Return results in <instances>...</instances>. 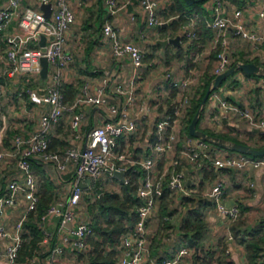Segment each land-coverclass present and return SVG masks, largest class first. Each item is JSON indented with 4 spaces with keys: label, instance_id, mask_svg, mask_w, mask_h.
<instances>
[{
    "label": "crops",
    "instance_id": "1",
    "mask_svg": "<svg viewBox=\"0 0 264 264\" xmlns=\"http://www.w3.org/2000/svg\"><path fill=\"white\" fill-rule=\"evenodd\" d=\"M169 2L171 0H160L158 12L163 20V24L149 27L147 23V12L138 1L132 0L124 9L112 15L107 13L104 0H70V6L75 12L76 17L66 32V48L75 54L77 61L74 62V66L73 64L68 66L63 72L64 93L69 91V86L71 90L75 91V94L68 101L73 102L87 82L99 84L104 79H108L109 91L112 94L110 102H115L116 97L119 98V95L115 92L116 87L121 84H127L134 71V65L130 57L125 56L124 58L118 59L114 55L111 41L102 33L103 21L108 20L114 24L123 42H133L141 46L146 52L148 59L145 60L144 66L137 71L135 86L137 101L129 110V117L135 118L137 121V131L123 138L121 137L122 139L120 141L122 150L132 151L131 149L135 148L134 152H139L138 155L141 159L147 157L152 152L151 146L156 137L157 120L164 113L169 112L171 107L169 105L170 102L174 103V101L179 100L184 93L179 82L189 77V69L191 67L187 59H192V54H194L196 59L195 69L197 72L194 75L196 78L192 79L194 80V90H196L197 85L200 84L201 76L206 74L207 66L211 63V51L216 46L215 37L210 38L207 35H202L197 36L198 43L196 42V45L194 44L193 47L189 48V45L194 39L191 40L184 36V24L182 25L180 21L178 23H181V25L178 27L173 24L179 18L177 16L178 14L176 16L173 15V10H171L172 7ZM212 2L213 0L208 2V6H211ZM8 3L9 0L2 5L0 4V8L6 6ZM22 5L23 7L32 6L41 9L39 0H22ZM230 5L236 7L232 3ZM249 15H247V18L249 19L250 25L253 27L259 26L260 20L257 11L251 14V17ZM201 23L202 21H199L197 26L198 35L202 32ZM12 30V27L8 29L9 32ZM177 36H180V41L177 44L172 42L166 44L161 43L163 40ZM213 36H216V34ZM225 37L226 44H224V51L229 56L230 65L233 61L246 62L243 59L254 58L264 63V52L255 47L249 40L235 37L230 31L226 32ZM0 42L1 44L4 43V37L1 38ZM217 61V58L212 60V65L209 70L211 74L215 73ZM235 77H237V83L240 85L242 91L237 88L230 90L224 86L222 90L228 100L241 106L250 107L253 111L264 116V94L262 93L264 92V78L247 75L241 70L236 72ZM31 79L33 87L30 86L29 88H34L38 98H32L29 94H24L23 87L27 85L24 84V80L20 77L5 79V83L8 80L10 82L12 80L13 90L16 94L11 97L17 99L16 103L19 108L15 109L16 111H11V113L8 112V116L2 113V107L5 101L10 99L6 94L5 101L1 107L4 127L0 131V150L14 152L15 135L19 133L27 135L36 131L41 115L50 109V106L40 100V97L46 91V79L42 78V76H32ZM21 84L22 89L20 88ZM242 87H247V94H244ZM161 96L163 98L167 96L166 102ZM161 103H163L164 108L161 106ZM85 111L86 117L83 121L82 133L86 137L90 128L102 125L105 122L108 108L107 106L98 107L89 105ZM186 114L187 112L180 117H176L174 130L181 136H185V134L183 135V132H185V123L183 120L186 118ZM221 116V107L210 99L207 102L203 119L200 123L201 128L210 129L214 132H219L223 129V131H226L229 126L235 125L234 121H242V123L238 124H241L242 128H245L242 133L243 135H247L250 132H258L256 129L251 128L242 118L231 116L223 119ZM220 118H222L221 121ZM71 121L72 116L66 114L62 121L52 126L51 138L53 150L64 151L74 144L75 138ZM218 124L224 127L222 128ZM179 148V146H176L168 150L166 154L157 155L156 172H162L175 160H178L179 163L176 168L185 171L187 179L185 183L186 192L173 191L172 193V213L170 221L173 228L170 230V236L166 238L165 235V238L162 239L161 237L164 232L160 231L161 235L157 241L158 245L154 248L152 246L150 232L157 220L154 215L149 219V264L164 257H175L179 260L180 264H201V261H197L196 257L202 259L205 255H207L206 259L209 262L208 264H251L249 262L245 240L250 237L249 233L255 236L264 234V168H247L244 170L218 168L211 164L210 160H206L203 166H196L189 163L181 155L178 150ZM226 153L220 150L217 154L223 155ZM37 165L40 167L37 168ZM205 165H209L208 169L204 168ZM32 167L39 182L38 195L42 191L41 184L43 182V175L40 174L42 171L45 172L46 176L55 185V198L59 199L67 195L70 190V171L59 176L52 166L40 162L37 159L32 161ZM140 169L143 168L140 167ZM135 170L137 171L139 168H135ZM128 171H124V180L115 174L114 176L111 175L108 171L94 182L87 180L86 185H83L84 195L87 192L94 194L97 190H102V188L106 189L104 191H115L121 194L122 182L126 183V179H129L127 177ZM0 172L2 174L0 196L8 190L10 181L14 179L19 181L23 180V174L18 167V156L15 154L8 155L0 161ZM142 178L143 176L140 177V179ZM218 181L224 183L226 200L237 203L240 208L241 206L246 207L243 214L245 224L242 228L244 232H241L239 236L234 234L231 229L232 222L218 211L216 204L210 205L213 202L210 193ZM252 182L255 184L253 189L251 188ZM61 187L67 190H64V192H67L66 194L60 193ZM99 191L97 197L100 196ZM184 196H192L195 198L194 205L192 206V201L186 203L183 199ZM200 202L205 203L202 209L204 231L199 246L195 247L186 245V242L183 241L181 236L180 228L188 219H191L193 222L195 221V218L191 216L189 210L199 206ZM80 205L83 218L92 223L94 227L91 206L83 203V201H81ZM159 205L160 203L155 213L159 211ZM26 209L27 202L25 196L23 193H19L14 204L5 206L4 211L0 212V223L6 224L9 233H15L16 225L26 214ZM134 226L121 236L119 244L106 247L105 254L114 251V264H122L121 260L124 252L123 238L132 233ZM52 231L54 234V226L52 227ZM89 237L95 238V233ZM10 242V238L0 237V264L7 263L5 253ZM87 243L88 247L85 252H68L61 258L62 261L68 264H94L91 259L94 245H92L89 239ZM183 248H186L187 252H183ZM38 258L36 256L32 260V264H42ZM259 264H264V262L259 261Z\"/></svg>",
    "mask_w": 264,
    "mask_h": 264
},
{
    "label": "built area",
    "instance_id": "2",
    "mask_svg": "<svg viewBox=\"0 0 264 264\" xmlns=\"http://www.w3.org/2000/svg\"><path fill=\"white\" fill-rule=\"evenodd\" d=\"M132 0H104L107 13L116 14L124 9ZM140 2L148 16V26L155 27L163 24L158 12L160 0H134ZM259 3L257 11L259 26L250 25L246 16V9L231 7L223 0H213L211 5L212 17L207 20V27L216 36V44L223 41L226 44V32L230 31L235 37L249 40L255 47L264 52V0ZM39 3H52V15L47 17L42 9L22 5V0H9L0 8V131L3 130L1 107L5 101V79L27 76L28 79L40 77L43 69L42 58L46 57L50 68L46 78V91L40 100L50 106L41 115L39 126L30 134L15 135L14 152L0 150V161L8 155L18 156V167L23 174V180L9 182L8 190L0 196V212L5 206H11L19 193H23L27 202L26 214L16 225V232H8L6 224L0 223V237H8L11 242L6 250L7 263L15 264L19 250L23 243L22 228L27 215L36 209L39 201V182L34 174L32 161L52 166L61 176L71 172L70 190L65 197L55 200L44 212L40 227L44 237L42 243L47 246L48 254L39 257L42 264H68L62 257L68 252L83 253L88 247V237L94 233L93 224L83 218L80 210L84 195L82 182L96 181L106 171L114 176L115 171H128L140 165L146 173L139 180L137 195L140 203L137 208V221L129 236L123 238L122 264H149V219L154 215L160 199L164 194L163 180L169 177L168 186L174 191L186 192L187 175L182 169H177L179 161L175 160L162 172H156L157 155L166 154L168 150L179 146L181 155L196 166H203L206 160L218 168H264V156L234 152L218 155L220 149L215 144L193 135L180 138L174 130L176 117L187 112L194 96L192 78H185L179 82L184 90L182 97L174 101L173 112H166L157 120L155 141L152 152L141 159L134 156L130 150H122L119 139L122 136L137 131V121L129 117L130 108L136 104L137 71L144 66L145 50L133 43L123 42L118 29L108 20L102 22V33L111 41L116 58L130 57L134 71L127 84L116 87L115 102H110L109 80L92 84L87 82L81 93L73 102L66 100L63 90V72L73 61L74 55L66 48V32L75 20V12L70 6V0H39ZM201 21L200 15L188 16L183 25V34L193 40L198 36L197 26ZM13 28L11 32L8 29ZM214 34V35H215ZM46 36V51L43 52L40 40ZM230 66L228 54L223 50L219 53L215 73L219 74ZM32 98H38L34 88L27 89ZM211 100L221 107L222 116L229 118L236 116L244 119L248 125L258 132L264 133V116L253 111L250 107L241 106L228 100L223 91L215 89L211 93ZM89 105L107 106L108 113L102 125L88 130L86 137L82 133L86 108ZM66 114L72 116L74 144L64 151L51 149V128L62 121ZM222 118H220V121ZM84 141V142H83ZM178 148V147H177ZM2 174L0 172V179ZM129 179H126V183ZM251 183V188H254ZM210 196L215 201L218 211L226 216L230 222L236 221L241 215L237 203H228L225 199V186L218 181ZM55 233L53 234L52 227ZM183 252H187L183 248ZM264 260V255L262 256ZM76 264V263H75ZM150 264H180L175 257H164Z\"/></svg>",
    "mask_w": 264,
    "mask_h": 264
},
{
    "label": "trees",
    "instance_id": "3",
    "mask_svg": "<svg viewBox=\"0 0 264 264\" xmlns=\"http://www.w3.org/2000/svg\"><path fill=\"white\" fill-rule=\"evenodd\" d=\"M211 0H204L200 2H194L193 4L188 3L186 0H171L169 4L171 5L173 10V15H177L179 19H176L175 22L180 21L183 24L187 22L188 16L190 15H200L201 16V29L202 32L198 36L207 35V37H214L213 31L207 27V20L212 17V10L211 6H208V2ZM225 3H236L239 7L245 8V5L247 0H223ZM195 38L191 44L190 47H193L194 44L196 45V42L198 43V39ZM195 42V43H194ZM225 46L223 44V41H219V43L215 46L212 52V58L218 59L219 53L224 50ZM243 61L246 62H256L262 66H264V63L260 62L259 59H243ZM235 63L233 61L231 65ZM236 72L232 73L226 80L223 81L221 86L225 84L227 80H229L230 77L235 75ZM250 76H255L257 78H264V76H261L259 74H248ZM217 76L216 73L209 74L206 73L205 76H203V80L199 84V87L197 90L194 91V96L192 98L191 104L189 108L187 109L186 118L183 120L185 123V128L183 132V135H190L189 133V125L192 122L199 106L201 103L202 98L207 92V89L211 83V81ZM31 82L28 83L30 85ZM220 86V87H221ZM69 91L65 93L66 100H69L72 95L75 94V91L71 90L69 86ZM212 93V92H211ZM26 94V93H25ZM28 95V94H27ZM211 94L207 102L210 100ZM207 105V103H206ZM206 105L204 109L202 110L200 119L197 123V128L207 132L211 135H217L221 136L228 140H233L237 142H243L236 138L229 137L225 133H216L211 130H208L206 128H201L200 123L203 119L204 111L206 108ZM169 112H173V108L169 109ZM12 133V131H10ZM262 134L264 137V133L257 132ZM126 136V135H125ZM124 136H122L123 138ZM184 137V136H182ZM15 138V137H14ZM119 139V142L121 139ZM245 143V142H243ZM253 147L257 148H263L264 144L260 146L252 145ZM13 146V145H12ZM51 149L53 148V143L51 142L50 145ZM215 148L218 149H224L218 145H215ZM54 149V148H53ZM65 149V148H64ZM63 150V149H62ZM229 150V149H228ZM209 165H205V169H208ZM40 167L37 165V168ZM140 165H137V167H132L128 173L127 177L129 178V182L125 183L122 182V193L119 194L115 191H99L100 196L98 197L97 205L99 206V209L103 212V214L108 217L109 220V226L103 227L98 222H94V233L95 238L88 239L92 242V245H94V250L92 253V261L94 264H114L115 258H114V251H110L107 254H105L106 247H111L116 244L120 243L121 236L133 228L134 224L137 221V208L140 203V198L137 195V190L139 186V179L140 177L144 176L146 171L145 169H140ZM135 168H139V170H135ZM39 170V169H37ZM135 170V171H133ZM139 171V172H138ZM43 176V182L41 184L42 191L39 193V201L37 203L36 209L32 212H30L24 223L22 228V238L23 243L19 250V256L16 260L15 264H32V260L38 256V257H45L48 254L47 247L43 246L42 243L44 234L40 227V222L42 219V215L46 211V209L53 203L55 199V185L53 181L46 176L45 172H40ZM2 180V177L0 181ZM168 180L169 177L165 176L163 180V187H164V194L162 195L160 199V205H159V217H160V224L161 228L165 229H171L173 228V225L170 221L171 216V202H172V193L174 190H172L168 186ZM101 194H103L101 196ZM184 201L187 203L189 201H192L194 205L195 198L192 196H184ZM202 201V200H200ZM215 204V201L210 203V205ZM205 203L200 202L199 206L191 208L189 210V213L191 216L195 218V221L193 222L191 219L186 220L181 225V236L183 238V241L186 242V244L190 246L198 247L200 244V239L202 238V234L204 231V220L202 219L203 211ZM93 206L91 205V209ZM246 207L241 206V215L240 217L232 222L231 229L234 232L235 235L239 236L241 232H244L243 225L245 224V219L243 217L244 211ZM94 210V209H92ZM250 237L245 240L247 252H248V258L249 262L251 264H259V261H263L262 256L264 255V234L261 236H255L250 234ZM155 247V246H154ZM153 247V248H154ZM43 250L44 253L40 254V250ZM197 261H201V264H208L207 262V255L204 256V258L196 257Z\"/></svg>",
    "mask_w": 264,
    "mask_h": 264
},
{
    "label": "rangeland",
    "instance_id": "4",
    "mask_svg": "<svg viewBox=\"0 0 264 264\" xmlns=\"http://www.w3.org/2000/svg\"><path fill=\"white\" fill-rule=\"evenodd\" d=\"M7 0H0V4L2 5L3 3H5ZM247 2L248 3H246V5H245V9H248V10H246V16L248 15V14H250L249 16L251 17V14H254V12H256V11H258L259 10V3L256 1V0H247ZM233 4V3H232ZM234 5H236L237 7H239L236 3H234ZM232 6V5H231ZM233 7V6H232ZM241 7V6H240ZM242 8V7H241ZM244 8V7H243ZM166 9V8H165ZM173 13V12H172ZM174 25H176V27H178L179 25H181V23H178V22H175V23H173ZM217 45V44H216ZM248 47H250L249 45H248ZM211 52H213V50L211 51ZM74 55V59H73V61L69 64V66H71L72 64H73V66H74V62H76L77 61V59H76V57H75V54H73ZM192 59L191 58H188L187 60H188V62H189V65H190V69H189V71H190V74L188 75L189 77H186V78H196L194 75H196V69H195V66H196V59H195V56H194V54H192ZM146 59H148V57H146V55H145V60ZM194 60V61H193ZM212 60H214L213 58H211V63L207 66V69H206V71H205V73H209V74H211L210 72H209V70H210V67H211V65H212ZM264 62V61H263ZM194 67V68H193ZM193 69V70H192ZM97 70H99V68H97ZM203 76H205V75H203ZM203 76H201V81L203 80ZM21 79H23L24 80V84L25 85H27V86H25V87H23V91H24V94L26 93V94H28V92H27V89L30 87V86H32L33 84H30V85H28L27 83H29V82H31L32 83V79H28L27 78V76L26 77H20ZM237 77H235V75L234 76H232L231 78H229V80L225 83V85L223 84L221 87H219V88H217V89H219L220 91H223L222 89H223V87L224 86H226L228 89H230V90H233V89H235V88H237V89H239V90H241V87H240V85L237 83V79H236ZM194 81V80H193ZM201 81H200V83H201ZM5 83V82H4ZM21 86H22V84L20 85V88H21ZM33 87V86H32ZM198 87H199V85H197V87H196V90L198 89ZM225 87V88H226ZM258 87V86H257ZM243 88V92H244V94H247L248 93V89H247V87L246 88H244V87H242ZM5 89H6V94H7V97H9L10 99H8V100H6L5 101V103H4V105H3V107H2V113L3 114H6L7 116L9 115V113H11V111H16L15 109H18L19 107L17 106V103H16V100L17 99H15V97H11V96H13V95H15L16 93L14 92V86L12 85V80H11V82H10V80H8L7 81V83H5ZM22 89V88H21ZM242 91V90H241ZM174 92V91H173ZM258 93V92H257ZM263 94H264V92H262ZM175 94H176V92H175ZM174 94V95H175ZM261 94V93H260ZM161 98L162 99H165V102H166V98H167V96H166V98H163L162 96H161ZM164 102V103H165ZM168 104V103H167ZM171 107L170 108H173L174 107V103L173 102H170V104H169ZM161 106L163 107V103H161ZM161 107V108H162ZM14 108V109H13ZM164 108V107H163ZM9 112V113H8ZM234 123H235V125L234 126H229V128H228V130H226V131H219V132H216V133H219V134H221V133H225L226 135H228L229 137H232V138H236V139H238V140H240V141H243V142H245V143H247V144H252V145H256V146H260V145H262V144H264V137L262 136V134H260V133H248L247 135H243L242 133H243V131L245 130V128H242V126H241V124H238V123H242V121H234ZM5 125H6V123H5ZM219 125V124H218ZM219 126H221V125H219ZM222 128L224 127V126H221ZM208 130H210V129H208ZM212 131V130H211ZM214 132V131H213ZM137 137V136H136ZM143 137V136H142ZM180 138H182V136L180 135ZM179 147H180V143H179ZM222 148H224V147H222ZM130 149V148H129ZM134 149L135 148H133V149H131L133 152H134ZM221 151H223V152H227V153H234L235 151H233V150H228V149H226V148H224V149H220ZM139 153V152H138ZM138 153H136V152H134V156L136 157V158H140V156L138 155ZM163 165V164H162ZM64 190L65 189H63V187H61L60 188V193H64V194H66L67 192H64ZM99 190H101V189H99ZM99 190H97V192L96 193H94V194H91L90 192H87V193H85V195L83 196V199H82V201H83V203H86V204H89L90 206L92 205L93 206V208L92 209H94V210H92L93 211V214H92V221H93V223L94 222H98L101 226H103V227H107V226H109V220H108V217H106L104 214H103V212L99 209V206L97 205V202H98V197H97V194H98V191ZM102 190H106V189H103L102 188ZM65 191H67V190H65ZM57 198H55L54 199V201L56 200ZM154 217H155V219L157 220L156 221V223L154 224V226H153V229L151 230V234H150V238H151V240H152V246L154 247V246H156V245H158L157 244V241L159 240V236L161 235V233H160V231H163L164 232V234H163V236L161 237L162 239L163 238H165V235H166V238L167 237H169L170 235H169V233H170V230L171 229H165V228H161V224H160V217H159V211H157V213H154ZM162 232V233H163ZM187 245V244H186ZM42 253H44V251L41 249L40 250V254H42Z\"/></svg>",
    "mask_w": 264,
    "mask_h": 264
},
{
    "label": "water",
    "instance_id": "5",
    "mask_svg": "<svg viewBox=\"0 0 264 264\" xmlns=\"http://www.w3.org/2000/svg\"><path fill=\"white\" fill-rule=\"evenodd\" d=\"M188 3L193 4L194 2H200L204 0H186ZM41 9L44 11L45 15L47 17H51L52 15V3H43L41 4ZM180 41V36H177L175 38H169L168 40L161 41L162 44H166L168 42H172L174 44H177ZM40 45L42 48V51H46V36H42L40 40ZM42 64L43 69L41 71L42 78L46 79L48 76L50 64L46 57L42 58ZM238 70H241L248 74H259L261 76H264V66L256 63V62H242L237 61L230 65L225 71L217 74V76L211 81L206 94L201 100L200 106L192 120V122L189 125V133L195 137H199L202 139H205L207 141H210L212 144L218 145L220 147H224L229 150H233L235 152H241V153H247L255 156H264V147L263 148H257L253 147L250 144L243 143V142H237L233 140L225 139L221 136L217 135H211L207 132L197 128V123L200 119L202 110L204 109L207 100L210 97V94L213 90L219 88L224 80H226L232 73L237 72ZM226 120V119H225ZM117 177L121 178L122 180L125 179L124 177V171L117 170L114 173ZM87 181H83L82 185H86ZM233 203V202H228Z\"/></svg>",
    "mask_w": 264,
    "mask_h": 264
}]
</instances>
